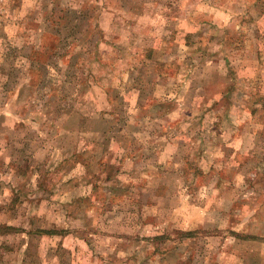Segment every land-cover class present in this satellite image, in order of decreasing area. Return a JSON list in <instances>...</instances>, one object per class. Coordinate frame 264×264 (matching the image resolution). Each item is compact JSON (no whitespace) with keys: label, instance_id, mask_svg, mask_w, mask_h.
<instances>
[{"label":"rangeland","instance_id":"obj_1","mask_svg":"<svg viewBox=\"0 0 264 264\" xmlns=\"http://www.w3.org/2000/svg\"><path fill=\"white\" fill-rule=\"evenodd\" d=\"M232 230L264 237V0H0V264H264Z\"/></svg>","mask_w":264,"mask_h":264},{"label":"crops","instance_id":"obj_2","mask_svg":"<svg viewBox=\"0 0 264 264\" xmlns=\"http://www.w3.org/2000/svg\"><path fill=\"white\" fill-rule=\"evenodd\" d=\"M188 35H190V33H187L185 40H183L185 42H182V41H180V42L182 44L187 45V46H191V45L195 44L196 41L193 38L191 40V35L190 36H188ZM187 36L189 37V39H187ZM188 40H189L190 43H186V42H188ZM204 155L205 154H203V156ZM204 159H205V156H204ZM218 211L220 212V209ZM193 231H195V230L187 229V230H178V231H176L177 233H179L177 235V237H178L177 239L178 240H176V241H180V240H184V239H190L192 237L195 238V236L193 235ZM184 232H186V234H184ZM180 233H183L185 236H182ZM231 234L234 237V240H241V239H246V240H249V239L250 240H252V239H263L264 240V237H262V236L259 237V236L252 235V234H245V233H242V232L237 231V230H232ZM155 238H156V235H155ZM158 238L162 239V240H166V241H167V239L169 240V238L164 237V236H159ZM173 253H175V250H173V249L168 251V255H172ZM133 255L135 256V258L136 257L138 258L137 263H139V264H143V263L144 264H148V262H149V264H157L158 263V261H156V260L150 261L151 260V255L146 253L144 251V249L142 250V249L138 248V251H136Z\"/></svg>","mask_w":264,"mask_h":264},{"label":"trees","instance_id":"obj_3","mask_svg":"<svg viewBox=\"0 0 264 264\" xmlns=\"http://www.w3.org/2000/svg\"><path fill=\"white\" fill-rule=\"evenodd\" d=\"M188 36H190V35H188ZM187 36V39H189V37ZM186 43H190L189 42V40H188V42H186ZM9 229H12L11 227L9 228ZM41 232H43V233H48V234H51V235H54V234H58L59 232L57 231V230H51V229H45V230H41ZM182 236H185L184 234H186V232H184V234L183 233H180ZM250 236V235H249Z\"/></svg>","mask_w":264,"mask_h":264}]
</instances>
